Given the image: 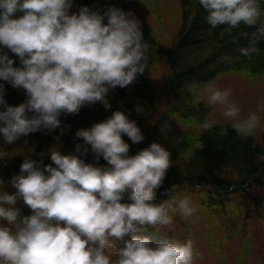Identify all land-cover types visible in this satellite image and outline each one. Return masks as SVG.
Here are the masks:
<instances>
[{
	"label": "clouds",
	"instance_id": "9594fccd",
	"mask_svg": "<svg viewBox=\"0 0 264 264\" xmlns=\"http://www.w3.org/2000/svg\"><path fill=\"white\" fill-rule=\"evenodd\" d=\"M198 3L212 29L226 26L222 37L232 36L241 25L254 29L232 36L231 42L248 41L238 48L240 56L259 53L257 45L264 41L260 0ZM73 7L74 0H0L4 144L36 132L51 133L60 127L61 115H77L97 102L110 109L109 91L129 86L148 69L150 45L133 12L114 6L103 12L87 6L72 11ZM9 52L18 57L19 66H14ZM221 59L233 62L230 56ZM3 82L23 89L24 102L9 105ZM184 88L195 103L217 106L238 135L252 136L260 126L264 101L242 115L232 90L217 87L215 80L186 83ZM135 111L144 110L137 106ZM218 123L205 119L200 128L208 132ZM124 136L133 144L145 138L135 120L113 111L105 120L76 131L75 138L83 141L75 146L79 155L61 154L57 144L47 151L49 164L42 158L24 159L20 173L11 179L13 193L4 191L0 180V264H193L199 256L195 241L160 235L161 229L172 230L173 214L187 220L198 207L190 195H176V185L166 191L168 199L155 202L156 190L172 167L170 152L153 142L129 155ZM89 153L95 163L81 158ZM5 157L0 152V160ZM101 158L105 166H98ZM20 201L31 214L21 215L16 206Z\"/></svg>",
	"mask_w": 264,
	"mask_h": 264
},
{
	"label": "trees",
	"instance_id": "16d2710c",
	"mask_svg": "<svg viewBox=\"0 0 264 264\" xmlns=\"http://www.w3.org/2000/svg\"><path fill=\"white\" fill-rule=\"evenodd\" d=\"M260 3L264 10V0ZM81 6L93 10L99 8L101 12L113 6L125 12L139 11L143 38L150 45L148 69L129 86L109 91L110 109H105L99 102L82 107L77 115H61L60 127L51 133H32L11 145L4 144L0 136V152L6 156L0 160L3 190L10 194L15 191L11 179L20 173V165L25 158L37 161L42 158L44 164H49L51 160L47 151L57 144L61 154L79 155L75 153V146L83 141L75 138L76 131L90 128L113 111L120 110L130 120L136 121L145 137L138 144H133L127 136L123 137L130 145L129 155H135L153 142L171 154L172 167L163 185L156 190L155 202L168 199L166 191L176 185V195L188 194L198 206L194 216L187 220L173 214L172 230L161 229L160 235L181 241L192 239L195 244L208 243L207 253L223 259L225 254H220L217 249L221 243L228 244L233 247L234 264H249L257 252L264 251V240L261 239L264 227V136L262 141L254 135L243 137L231 128L230 123H219L208 132H187L176 139L162 131L160 124L168 114L175 115L182 123L199 126L209 119L211 106L205 102L195 103L184 85L190 82L203 85L227 73L264 74V41L257 45L260 49L258 54L251 58L240 56L238 48L246 47L248 41L241 38L239 44H233L232 36L254 29L241 25L233 30L232 36L225 34L222 37L220 33L226 26L212 29L205 21L207 12L198 0H180L182 23L168 48L157 44L153 28L141 11L140 0H74L72 11ZM152 8L159 17L160 11L153 5ZM8 55L15 61L14 66H19L18 57L11 52ZM224 56L232 57L233 62H223L221 58ZM159 66L165 95L162 111L158 109L153 85V72ZM3 83L6 90L4 98L9 105L18 106L24 102L26 95L23 89L17 90ZM137 106L144 110L143 113L135 111ZM57 136L59 141L55 139ZM81 158L86 163H95L91 153ZM105 165L101 158L98 166ZM16 206L22 216L31 214L22 201ZM205 231L208 233L206 238L202 234ZM195 250L199 253L196 247ZM199 256L194 258L196 264ZM208 262L215 264L212 259Z\"/></svg>",
	"mask_w": 264,
	"mask_h": 264
},
{
	"label": "rangeland",
	"instance_id": "374dc122",
	"mask_svg": "<svg viewBox=\"0 0 264 264\" xmlns=\"http://www.w3.org/2000/svg\"><path fill=\"white\" fill-rule=\"evenodd\" d=\"M141 11H143L147 22L152 26L156 36L157 44H162L168 48L171 41L179 30L182 23V10L180 6V0H140ZM160 11V16L155 14L154 9ZM135 14V17L139 20V11L136 9L130 10ZM160 66L153 72V85L157 93V106L159 111H162L165 101V95L163 92L162 74L160 73ZM217 87L221 89H231L232 99L238 102L242 109V115H247L251 111L256 110V105L260 101H264V74L250 75L247 73H227L221 75L216 80ZM212 111L208 120H217L219 123H230L220 116L217 106H211ZM260 126L253 134L258 141H262L264 136V118L263 113H260ZM218 123V124H219ZM170 125V129H165L163 126ZM161 129L169 137L177 138L183 136L187 132L201 131L199 125L182 123L175 115L168 114L161 121ZM202 232V231H200ZM206 232V231H205ZM204 238L208 236V233H202ZM261 239L264 240V227H262ZM208 244V243H207ZM206 243L198 242L195 247L199 250L201 256L198 257V264H211L208 262L212 259L215 264H234L232 257L233 247L228 244L221 243L217 252L225 254V259L221 257H215L209 255L206 251ZM193 264H196L193 261ZM249 264H264V251L257 252L255 257L251 258Z\"/></svg>",
	"mask_w": 264,
	"mask_h": 264
}]
</instances>
